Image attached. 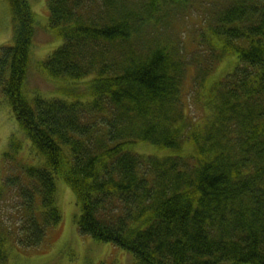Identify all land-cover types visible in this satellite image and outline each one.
Here are the masks:
<instances>
[{"label": "trees", "instance_id": "16d2710c", "mask_svg": "<svg viewBox=\"0 0 264 264\" xmlns=\"http://www.w3.org/2000/svg\"><path fill=\"white\" fill-rule=\"evenodd\" d=\"M6 1L0 102L16 129L0 195L13 191L18 214L0 228V264L5 244L38 248L61 223L57 183L73 193L80 235L129 264H264V0H237L240 15L232 4L211 12L200 59L185 55L178 21L201 0H47L60 44L38 60L56 88L46 96L25 90L31 2ZM227 57L234 67L209 81ZM189 69L202 124L185 112Z\"/></svg>", "mask_w": 264, "mask_h": 264}, {"label": "rangeland", "instance_id": "374dc122", "mask_svg": "<svg viewBox=\"0 0 264 264\" xmlns=\"http://www.w3.org/2000/svg\"><path fill=\"white\" fill-rule=\"evenodd\" d=\"M188 1V0H187ZM221 0H201L196 7L190 8L191 15L188 19L178 21V37L179 43L185 51V55L189 58L192 56L204 55V49L196 46L197 37L201 31L206 32V26H203V20H206L212 10ZM33 11L35 13V20L37 29L33 41V49L31 55L30 68L28 71V78L26 81L25 90L29 93L32 91H39L43 95H51L56 92V88L52 83L46 81L41 69L39 68L38 60H43L45 56L49 55L57 44L52 34L47 31L46 24L48 23V8L47 0H30ZM8 10V3L6 0H0V46L11 43V23ZM42 25H44L42 27ZM165 30V29H163ZM162 34H160L161 36ZM195 48V50H194ZM194 50V52H193ZM192 52V54H191ZM47 53V54H46ZM45 55V56H44ZM42 56V57H40ZM234 58V56H233ZM219 63V68L211 74L209 81H217L222 74L227 73L234 67V61L231 57L223 58ZM232 60L233 64L230 62ZM231 66V68H230ZM193 70L189 69L188 77L185 86V112L189 113L190 118L195 124H202L203 120L208 114V110L196 100L200 99L198 95L197 84L194 85ZM1 98V97H0ZM1 101V99H0ZM6 102H0V178L2 169L8 165V160L5 159L9 144V135L16 129L14 119L10 115L9 107ZM20 136V135H18ZM24 149L22 147L20 158L23 162H28L27 156L31 157L32 151L29 142L26 141ZM141 149V148H140ZM149 147H145L141 151L147 153H156ZM166 153L165 151L161 154ZM59 189L60 200L59 207L62 211L61 223L49 230L45 241L41 246L35 249L24 250L12 244H5V252L8 253L9 264H129L130 257L120 250L113 248L109 244L99 243L90 238L83 237L75 227L74 219L78 215L77 207L75 206V199L72 191L63 183H57V193ZM13 191L6 190L4 194L0 195V228L13 227L16 223L18 201L15 199ZM7 239L6 236L0 239ZM12 245V246H11Z\"/></svg>", "mask_w": 264, "mask_h": 264}, {"label": "bare ground", "instance_id": "6f19581e", "mask_svg": "<svg viewBox=\"0 0 264 264\" xmlns=\"http://www.w3.org/2000/svg\"><path fill=\"white\" fill-rule=\"evenodd\" d=\"M115 3H119V2L116 1ZM231 4L233 5L232 9L237 8V0H221L218 4H216L218 6H215L212 10H215L216 12L225 11L226 9L230 8ZM237 9H238L237 11L238 14L240 15L241 12H240L239 6Z\"/></svg>", "mask_w": 264, "mask_h": 264}]
</instances>
